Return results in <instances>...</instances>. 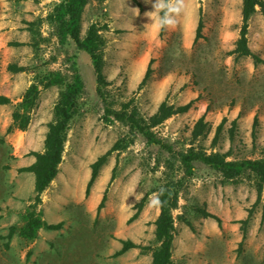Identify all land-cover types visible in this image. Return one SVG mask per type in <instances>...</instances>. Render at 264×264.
<instances>
[{"label":"rangeland","instance_id":"374dc122","mask_svg":"<svg viewBox=\"0 0 264 264\" xmlns=\"http://www.w3.org/2000/svg\"><path fill=\"white\" fill-rule=\"evenodd\" d=\"M58 1L0 0V95L12 100V104L0 105V264H153V250L158 246L154 222L160 207H150L148 198L139 217L129 223L136 212L135 205L142 200L137 202L132 194L134 189L144 196L156 193L157 182L165 180L171 153L148 145L142 135L131 133L129 127L118 121L111 125L104 122L95 72L90 56L84 52L78 53V64L85 90L79 99V115L70 127L73 134L67 137H76V146L66 142L60 175L44 191L37 207L43 221L62 223V228H41L34 240L18 233L11 240L7 237L12 226L21 229L27 223L24 216L35 198L34 175L21 169L31 165L35 158L31 152L44 151L60 88L41 92L26 131L8 132L14 107L37 73L70 74L69 58L77 53L74 44L59 43L48 22ZM136 1L90 0L83 14V37L93 23L105 28L101 33L106 39L105 74L110 82L106 90L115 109L120 110L123 103L134 100L141 113L150 117L164 101L176 107L195 101L187 113L175 115L155 128L156 135L173 147L177 161L169 174L175 180L184 173L177 155L192 146L209 154L228 153V160L262 157V8L257 6V14L249 22L248 46L255 56L252 57L233 53L240 38L243 0H189L188 13L180 17L179 24L160 31L149 25L152 21L145 15L154 11L155 0ZM133 9H139V16ZM201 17L203 37L195 41ZM152 60L151 79L140 89ZM20 63L28 71L21 74L6 70L8 64ZM204 115L209 131L195 140L194 126ZM256 116L259 126L254 139ZM224 119L221 136L214 144L217 127ZM121 138L132 139L133 143L109 156L86 196L91 164ZM89 153L91 159L87 158ZM196 167L194 177L187 178L182 185L179 205L173 212L177 238L173 264L186 260L191 264L192 260L203 264H264V189L256 204L258 186L253 177L245 175L238 183L222 184L220 173L201 163ZM114 169L116 178L110 183ZM76 176L78 186L71 193V180ZM106 190L105 206L98 210ZM203 210L221 218L222 227L214 219L209 225ZM251 210L253 216L243 241L240 221L247 219ZM123 240H132L141 248L117 256Z\"/></svg>","mask_w":264,"mask_h":264},{"label":"trees","instance_id":"16d2710c","mask_svg":"<svg viewBox=\"0 0 264 264\" xmlns=\"http://www.w3.org/2000/svg\"><path fill=\"white\" fill-rule=\"evenodd\" d=\"M90 0H59L54 6L53 11L48 16V22L54 29V35L62 45L76 46L77 53L69 58L70 68L69 74L62 72L44 71L35 75L32 84L25 91L20 103L15 105L12 113L13 124L9 127L8 132L14 129L26 131L31 122V112L37 107L40 94L43 90L52 87L60 88L58 102L54 107L53 121L48 124V132L45 138V148L43 152H31L36 158V161L21 169L22 172H30L35 176V198L34 203L30 206V210L24 216L27 221L25 226L18 229L12 226L9 229L8 239L11 240L13 236L18 233L19 236L34 240L41 228L48 230H60L62 223L48 224L42 220L37 211V207L42 203V194L50 186L59 174V166L63 161L65 146L67 142L68 132L74 119L79 115V99L85 90V83L81 75L80 66L78 64V53L84 52L90 56L92 66L96 77V92L101 99L104 106L103 120L107 124H113L118 121L125 126L133 134L142 135L146 143L150 146L155 145L171 153V158L167 160V169L165 173V180L157 182L155 192L158 193L161 188L164 189L160 199L163 201L160 207V214L155 225V239L158 246L153 250V264H173V244L176 236L174 210L179 205V195L182 185L187 178L194 177L197 163L215 170L222 176V184H234L245 175H249L255 179L258 186V201L260 202L262 192L264 189V154L258 159H243V160H228V153L211 152L210 154L204 149L190 147L188 150L180 152L177 155L178 162H180L184 173L183 176L175 180L173 175L169 172L174 171L175 162L173 147L160 139L156 133L155 128L162 125L171 117L187 113L194 105V100L181 106L170 105L164 101L159 106L157 112L150 117L144 116L139 108L135 105L134 100L123 103L120 110L115 109V102L111 101L106 88L110 85L105 74V59L104 49L106 46V39L102 35V28L99 24L93 23L89 26L86 35L82 36V20L85 8ZM137 2L136 0H134ZM141 8V5H139ZM257 6L262 8L264 13L263 0H243L242 6V27L240 31V38L237 41V47L233 51L234 54L241 56H254L248 46V31L249 22L252 16L257 12ZM142 9V8H141ZM35 23H30L33 26ZM33 33L32 28H28ZM203 21L202 17L199 20L196 30L195 41L203 37ZM14 46H23V43H14ZM255 57V56H254ZM256 60L259 61L258 57ZM153 60L150 62L143 81L140 84V89L144 87L153 74L152 69ZM8 71L12 73H20L28 71L27 67L19 66L17 64H9ZM12 104V100L4 95H0V105ZM206 116H202L195 124L192 135L193 139L205 136L209 131V123L206 122ZM226 119L217 127L214 144L218 143L221 136ZM236 125V121H234ZM259 126V117L256 116L253 124V137L257 138V128ZM233 138V137H232ZM133 143L132 139L121 138L118 139L114 145L102 156H100L93 164H91V177L86 188V196L90 195L92 186L99 177L100 169L106 164L110 155L114 152H122L130 147ZM175 159V160H174ZM116 178L115 169L113 171L111 181ZM106 193L98 207V210L105 206ZM149 194H146L142 200L134 207L136 212L129 219V223L134 222L147 204ZM204 218L214 219L218 222L219 227H222V220L217 215L208 211H201ZM253 211H250L247 219L240 221L243 230V241L247 238V229L251 222ZM243 243V242H242ZM141 248L132 240H123L122 248L116 253L117 256L123 255L131 249ZM148 249V248H144Z\"/></svg>","mask_w":264,"mask_h":264},{"label":"clouds","instance_id":"9594fccd","mask_svg":"<svg viewBox=\"0 0 264 264\" xmlns=\"http://www.w3.org/2000/svg\"><path fill=\"white\" fill-rule=\"evenodd\" d=\"M148 2L151 3V0H148ZM152 7L154 11H149L145 14L152 21L149 25L157 31L172 29L179 24L181 16L187 15L189 0H155ZM133 11L139 16V9H133ZM163 192L164 189L161 188L158 193H153L149 196L150 207L158 208L162 206L163 201L160 199V196ZM132 195H135L136 201L139 202L143 198L144 193L136 194L134 189Z\"/></svg>","mask_w":264,"mask_h":264},{"label":"crops","instance_id":"0c3cea01","mask_svg":"<svg viewBox=\"0 0 264 264\" xmlns=\"http://www.w3.org/2000/svg\"><path fill=\"white\" fill-rule=\"evenodd\" d=\"M40 1H42V0H40ZM42 4V3H41ZM242 6H243V3H242ZM241 11H242V7H241ZM257 14V12L255 13V15ZM253 17H254V15H253ZM9 66V64L7 65V67ZM19 66H24V64L23 63H20L19 64ZM6 67V70H8V68ZM10 72V71H9ZM21 74L22 73H24V72H20ZM74 131V129L72 130V129H70L69 130V136H71ZM78 133H81L80 131L79 132H76L75 134H78ZM67 141L69 142V144H71L72 145V143H73V145H75L76 146V143H75V141H76V137H74L73 139H67ZM92 155V153H89L88 154V157L87 158H90V156ZM64 157V156H63ZM91 159V158H90ZM36 161V158H34V159H32V161H31V165L34 163ZM30 173V172H29ZM90 173H91V171L89 172V173H87V177H86V182H87V180H88V178H89V176H90ZM31 174H33V173H31ZM34 175V174H33ZM60 175V171H59V174H58V176ZM32 176V175H31ZM58 176L56 177V178H58ZM55 178V179H56ZM32 179H33V177H32ZM73 181H74V178L71 180V185H72V183H73ZM34 185H35V176H34ZM70 190H71V193H75V189L74 188H72V186H70ZM68 191V190H67ZM69 192V191H68ZM205 220L207 221V222H209L208 224L210 225V222H213V220L211 219V218H208V219H206L205 218ZM215 227V225H214V223H211V228H214ZM176 241H177V238H175V240H174V244H173V251H174V247L176 246ZM135 249V248H134ZM130 251V250H129ZM174 255L172 256V262H174ZM181 264H191V263H188V260H186V261H184V262H182ZM192 264H203V262H199V263H197L196 261H193L192 260Z\"/></svg>","mask_w":264,"mask_h":264},{"label":"bare ground","instance_id":"6f19581e","mask_svg":"<svg viewBox=\"0 0 264 264\" xmlns=\"http://www.w3.org/2000/svg\"><path fill=\"white\" fill-rule=\"evenodd\" d=\"M103 173V172H102ZM78 175H79V173H78ZM77 178H79V176H76L75 178H74V181H73V183H72V188H74L75 189V191H76V188H77V181H78V179ZM100 181V180H99ZM98 181V182H99ZM97 186H99V185H97ZM102 189V188H101Z\"/></svg>","mask_w":264,"mask_h":264}]
</instances>
